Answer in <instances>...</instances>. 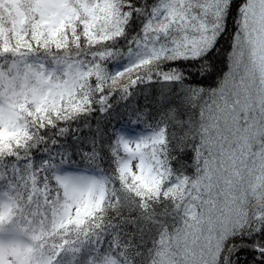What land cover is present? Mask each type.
<instances>
[{"label": "snow or ice", "instance_id": "1", "mask_svg": "<svg viewBox=\"0 0 264 264\" xmlns=\"http://www.w3.org/2000/svg\"><path fill=\"white\" fill-rule=\"evenodd\" d=\"M0 264H264V0H0Z\"/></svg>", "mask_w": 264, "mask_h": 264}]
</instances>
